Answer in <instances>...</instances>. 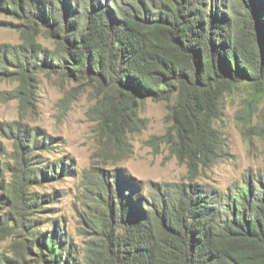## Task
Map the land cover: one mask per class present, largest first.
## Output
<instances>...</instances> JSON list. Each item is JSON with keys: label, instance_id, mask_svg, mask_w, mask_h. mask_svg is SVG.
Listing matches in <instances>:
<instances>
[{"label": "trees", "instance_id": "obj_1", "mask_svg": "<svg viewBox=\"0 0 264 264\" xmlns=\"http://www.w3.org/2000/svg\"><path fill=\"white\" fill-rule=\"evenodd\" d=\"M252 3L0 0V13L26 24L17 26L23 46L0 45V58L9 60L0 63V75H18L22 86L36 71L96 83L105 93L100 107L110 111L98 120L101 131L117 144L140 131L144 101L165 102L172 127L153 142L169 146L194 179L222 157L212 122L221 118L225 97L247 84L253 99L264 98V0ZM41 35L53 49L37 42ZM251 129L264 139V106ZM24 136L15 142L18 154L36 146ZM18 166L25 180H38L39 169ZM50 173L59 179L64 169ZM127 184L118 176L114 189L101 180L96 212L88 216L94 240L85 249L76 250L54 226L39 234L44 262L264 264V175L245 176L225 191L191 180L125 195Z\"/></svg>", "mask_w": 264, "mask_h": 264}, {"label": "rangeland", "instance_id": "obj_2", "mask_svg": "<svg viewBox=\"0 0 264 264\" xmlns=\"http://www.w3.org/2000/svg\"><path fill=\"white\" fill-rule=\"evenodd\" d=\"M38 1L47 5L54 0ZM20 25L26 26L0 13V45L23 46ZM37 42L54 48L43 35ZM8 61L0 58V63L8 65ZM104 95L96 83L68 79L57 72L36 71L24 86L18 75H0V264H46L45 254L38 251L44 243L39 234L51 232L53 226L70 238L76 250L85 249L94 240L88 216L96 212L101 180L115 189L119 176L129 183L125 189L129 195L140 187L151 192L156 185L191 180L225 191L245 176L264 175V139L251 129L264 98L253 99L249 85L241 84L225 97L221 118L212 122L221 136L222 157L199 170L194 179L169 146L153 142L172 127L170 119L165 120V102L144 101L137 109L140 131L127 134L117 144L106 138L99 125L98 120L110 113L107 106L100 107ZM23 136L36 141V146L18 154L15 142ZM26 152L29 161L23 155ZM18 163L39 169L38 180H25ZM61 165L64 173L59 179L52 177L51 169L56 171ZM43 171L48 179L42 177ZM32 198L39 199L38 205L31 203Z\"/></svg>", "mask_w": 264, "mask_h": 264}]
</instances>
